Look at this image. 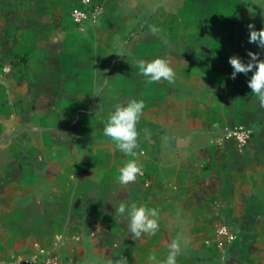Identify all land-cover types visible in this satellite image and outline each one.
<instances>
[{
    "label": "crops",
    "instance_id": "crops-1",
    "mask_svg": "<svg viewBox=\"0 0 264 264\" xmlns=\"http://www.w3.org/2000/svg\"><path fill=\"white\" fill-rule=\"evenodd\" d=\"M260 1L91 0L102 16L77 23L81 0H0V264H159L173 239L176 264H264V108L228 62L264 59ZM156 58L174 83L139 74ZM132 99L135 157L103 133ZM240 124L243 147L223 137ZM122 201L158 210L155 235L132 239Z\"/></svg>",
    "mask_w": 264,
    "mask_h": 264
},
{
    "label": "clouds",
    "instance_id": "clouds-1",
    "mask_svg": "<svg viewBox=\"0 0 264 264\" xmlns=\"http://www.w3.org/2000/svg\"><path fill=\"white\" fill-rule=\"evenodd\" d=\"M251 11V10H250ZM249 43L256 44L260 49L264 50V28L255 29L254 24H249ZM151 31L155 34L158 29L152 27ZM111 55V54H110ZM118 55V54H117ZM249 62L244 63L238 56L229 57V64L233 68L231 78L235 79L237 74L247 75L253 72L248 87L251 94L258 98L259 106L264 108V59L259 58V53L249 51ZM255 69V71H253ZM139 74L146 78L147 83H157L161 80L167 81L169 84L174 83L176 73L171 67L169 61L164 58H156L152 61L141 60L138 63ZM145 105L143 100H129L126 104L114 105V111L110 113L104 125L103 133L106 137L114 142L116 149L125 156H136V150L139 145V132L137 124L139 123ZM150 138V134L146 139ZM142 173V167L135 158L127 160L119 170L117 177L118 183L128 185L134 183L137 176ZM117 215L127 213L129 218L128 229L132 239H139L142 235H155L159 229V212L156 208H148L144 205H137L134 202H120L115 208ZM180 242L173 239L169 244V253L164 261L159 264H176V258L180 253ZM149 261H156L155 256H149ZM108 264H113L109 261ZM115 264H127L126 258L115 261Z\"/></svg>",
    "mask_w": 264,
    "mask_h": 264
},
{
    "label": "built area",
    "instance_id": "built-area-1",
    "mask_svg": "<svg viewBox=\"0 0 264 264\" xmlns=\"http://www.w3.org/2000/svg\"><path fill=\"white\" fill-rule=\"evenodd\" d=\"M103 3L92 4L91 0H81V6L72 10V16L77 23L82 22H97L104 12ZM4 72L10 71V65L2 66ZM224 139L234 140L239 146L248 145L253 137V129L244 124L235 125L233 127H226ZM221 232H226L223 227Z\"/></svg>",
    "mask_w": 264,
    "mask_h": 264
},
{
    "label": "rangeland",
    "instance_id": "rangeland-1",
    "mask_svg": "<svg viewBox=\"0 0 264 264\" xmlns=\"http://www.w3.org/2000/svg\"><path fill=\"white\" fill-rule=\"evenodd\" d=\"M258 30L264 28V0L260 1L259 9V25L257 26Z\"/></svg>",
    "mask_w": 264,
    "mask_h": 264
}]
</instances>
